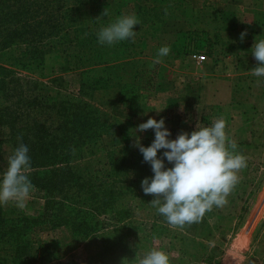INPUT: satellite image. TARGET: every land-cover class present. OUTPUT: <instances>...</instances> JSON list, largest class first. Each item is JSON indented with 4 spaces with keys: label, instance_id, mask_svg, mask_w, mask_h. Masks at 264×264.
Returning <instances> with one entry per match:
<instances>
[{
    "label": "trees",
    "instance_id": "obj_1",
    "mask_svg": "<svg viewBox=\"0 0 264 264\" xmlns=\"http://www.w3.org/2000/svg\"><path fill=\"white\" fill-rule=\"evenodd\" d=\"M134 1L136 0H114L119 4L115 12L114 8L109 9L108 7L110 16L101 14L98 18L112 23L116 20L113 17L120 13L119 9ZM101 2L103 3L97 11L102 13L104 12L103 0H0V124L6 125L9 130L8 137L0 139V159L5 160L2 157L5 154L4 143L10 146L11 154L21 142L28 146V155L31 159L28 176L34 188L44 192V209L49 213L47 220L52 228L59 225L66 226L73 237L83 236L85 238L97 232L100 226L98 215L102 212L107 211L112 214L115 221L129 218L131 215L129 206L116 207L119 199L115 195L114 182L121 172L126 173L129 169H135L139 174L137 178L141 181L145 177L151 178L154 175L151 166L143 161L139 150L135 152L130 150V137L122 126L125 151L119 156V161L109 158L110 170L105 173L106 178L111 179L109 182L106 181L109 188H106L104 194H92L90 188L81 183L82 175L78 173L72 162L74 159H81L86 146L102 138L116 124L104 123L102 120L104 114L99 102L61 99L57 96L52 97L48 93L31 95L32 86L36 87L38 83L28 81V87L32 88H26L16 72L3 64L25 70H40L42 75L46 50L49 47L52 48L47 41L57 33L62 30L65 33L77 31L86 33L83 39L77 41L78 44H85V47L88 40L96 41V32L88 27L87 21L79 13V8L81 5H88L94 10ZM144 10L146 9L142 10V5H140L138 16ZM133 44L129 40L121 49L115 44V50L108 51V54L118 52L123 59L131 60L127 63L131 72L126 79L123 77L124 73L122 74V64L99 61L90 56L91 54L82 52L81 45L78 46L80 50L70 56L74 67L86 63L93 66L105 64L104 68L109 73L112 71L110 75L112 84L109 86L117 90L116 102L129 109L138 108L144 93L153 90L158 84L156 83L155 86L154 82L155 64L148 68L142 66L146 64L145 61H141L142 58H131L133 55L129 49ZM16 46H23L20 54L6 57L5 51ZM93 50L94 45L90 51L93 52ZM97 54H100L98 50H96L95 57ZM58 79L63 80L62 77ZM81 85L85 86V83ZM18 136H22V141L17 140ZM148 139L143 146H148ZM235 143L236 151L247 158V167L239 172L240 180H252L256 182L258 188L264 177V164L258 161L256 166L251 168L255 164L253 159L247 156V151L243 152L240 142ZM171 166L165 160V167ZM261 168H263L262 172H260ZM102 176H104L103 173L100 177ZM255 191L257 189L252 192L251 198ZM129 196L136 198L137 195L131 193ZM12 215L14 219L9 228H6L7 219H10ZM240 217L243 218V215ZM40 218L39 215L30 216L23 213L17 206L8 209H2L0 206V242L4 239L8 240V237L10 242H14L12 263L19 264L18 258L21 259L30 253L31 247L28 242ZM241 222L242 219L238 224ZM212 233L211 229L208 235L210 238ZM71 245H73L72 240L64 243L56 239L46 243L42 250L44 262L53 261L51 258L54 254L60 256L70 251ZM217 253L218 250L212 247V252L205 257V264L217 262L216 259L213 260ZM101 254V251L96 252L89 264H101ZM30 256L32 255H29L24 264H31Z\"/></svg>",
    "mask_w": 264,
    "mask_h": 264
},
{
    "label": "rangeland",
    "instance_id": "obj_2",
    "mask_svg": "<svg viewBox=\"0 0 264 264\" xmlns=\"http://www.w3.org/2000/svg\"><path fill=\"white\" fill-rule=\"evenodd\" d=\"M103 1V11L105 8V11L108 10L109 7V9L114 8L115 12V8H118L119 4L118 2H114V0ZM102 3L103 2L94 10L88 5H81L79 8V13L83 15L84 20L88 23V27L96 32V35L102 27L111 24L108 20L106 21L98 18V15L103 14V12L100 13L97 11ZM137 6L138 2L136 3L134 1L133 4L126 7V11L124 7L120 8V13L117 16L123 13L135 15ZM106 12L107 16H110L109 10ZM117 16L113 18L116 19ZM85 34L86 33H79L78 31L65 33V31L62 30L60 33H57L56 36L48 39L47 43L51 44L52 48H46L42 75L40 74V70L32 71L10 67L7 64L3 65L16 72V75L22 79L23 86L26 88L33 87L31 95L48 93L52 97L57 96L61 99L75 101L81 99L86 101L93 100L101 103L100 108L104 114L102 116L104 123L116 125L104 134L102 138L87 145L81 159H74L72 162L78 173L82 175L81 183L87 185L90 191H92V194L98 193L101 195L105 193L106 188H109L107 182L111 180L105 176V173H108L110 170L108 164L109 158L119 161V156L125 151L123 148L124 137L122 135V126L130 137V150L134 152L138 151L139 149L133 146L138 138L135 136V129L140 125L145 110L148 109L150 105L153 104L157 109H161L164 106V101L157 95L152 97L153 100H149L152 94L150 91H146L142 100H140V106L136 109H129L116 102L117 90L111 87V85L109 86V84H112V77L110 76L112 71L109 73V71L104 68L106 66L105 64L93 66L92 64L86 63L79 67L72 66L73 62L70 56L79 51L80 49L78 46L81 45V47H83L82 52L85 51V53L91 54L90 56L99 61L122 64V74L124 73L123 77L125 79L128 78L131 72L130 66L127 65L131 60L123 59L118 52L108 54V51L115 50V44L111 46L100 45L97 40H93L92 42L88 40L86 47L85 44H78L77 41L83 39ZM128 42L129 40H125L116 43V45L121 49ZM92 45H94L93 52L90 51ZM22 48L23 46L9 48L5 51V56H17L20 54ZM96 50L100 53L97 54V57H95ZM141 61L143 62L145 59ZM115 73H117V71H115ZM153 73L155 86L156 83H158L153 89L155 90L160 85L161 79L168 76V72L163 70V68L159 70L155 68ZM61 77L63 80L58 79ZM28 81H35L38 85L36 87H28ZM82 83H85V86H82ZM102 84L105 85L102 86ZM98 85L101 87H97ZM254 88L263 101L262 105H264V85H255ZM179 91H183V89L181 90L180 87ZM197 91L198 89L196 92ZM180 93H177V99H183L182 97L184 95L182 96ZM8 133L9 130L7 126L0 124V139L7 138ZM261 139L262 143L257 144L255 148L247 152V156L249 155L253 159V163H255L251 168H254L258 161L264 164V132L262 133ZM153 140L154 137H149L147 145L149 146ZM3 149L5 150V154L2 157L5 158V160L0 159V174L6 170L8 158L11 155V148L7 143L3 144ZM163 151V149L158 151V158H162ZM108 155L110 157H108ZM262 170L263 168L260 169V172H262ZM102 173L104 176L100 177ZM138 175L135 169H129L126 173L121 172L120 175H118V179L114 182L115 195L119 199V201L116 202V207L129 206L131 213L130 217L124 218L121 221H115V219L112 218V214L107 213V211L102 212L98 215V221L100 222V226L98 227L99 230L85 238L83 236L73 237L64 225L52 228L50 222L47 220L49 218V213L44 209V192L33 188L29 198L25 202V206L23 208H18L27 215H39L41 218L39 224L33 229L30 241L28 242V245L31 247L30 253L21 259L18 258L19 264H24L29 255H32L30 256V259H32L31 264H89L91 258L98 251L102 252L101 264H138V260L153 249L164 251L169 256L170 264H205L206 255L212 252V248L207 240V236L211 231V224L205 222L202 218L198 223L185 225L182 229L171 228L165 218L159 215L156 209L151 206L150 202L153 196L144 194L141 188V180L137 178ZM96 176H98V178H95ZM130 192L137 195L136 198L130 197ZM140 204L143 206L140 207ZM252 204L254 210L251 208V211L253 210V213L255 212V217L253 216L254 219L251 221L250 232L246 242H244L241 247H238L235 244V239H232L220 264H264V234L261 236L260 242L252 244V239L254 237L252 233L257 231V229L264 224V180L258 192L255 193ZM0 206L2 209L15 207L12 203ZM12 219H14V215H12L10 219H7L6 228H9ZM247 222L248 220H245L240 224L236 234L237 238L241 235L244 225H248ZM56 239L64 243L72 240L73 245H71V250L60 256L54 254L51 258L54 263H52L53 261L44 262L42 258L44 255L42 251L44 245ZM13 244L14 242H10L9 237L8 240L4 239L0 242V264H14L12 263ZM247 252L251 254L250 258L245 257ZM5 259H7V261H5Z\"/></svg>",
    "mask_w": 264,
    "mask_h": 264
},
{
    "label": "crops",
    "instance_id": "obj_3",
    "mask_svg": "<svg viewBox=\"0 0 264 264\" xmlns=\"http://www.w3.org/2000/svg\"><path fill=\"white\" fill-rule=\"evenodd\" d=\"M135 2H138L135 16L139 25L134 26L136 36L129 49L133 55L131 58L140 57L146 62L142 66L149 68L155 64L156 69L163 68L168 72L158 88L150 91L152 95L149 98L161 97L164 106L157 109L150 105L141 123L149 117L163 118L171 133L168 138L175 139L182 131L191 133L197 123L210 126L214 120L223 118L228 139L240 142L244 153L262 143L264 105L254 87L264 85V77L252 74L257 61L251 54V47L255 40L264 39V0ZM133 3L125 4L124 10ZM140 5L142 10H146L138 16ZM123 15L127 14L120 16ZM241 33H245L243 40ZM163 46L170 47L169 54L161 57L160 63H154L158 49ZM194 52L203 53L204 61L195 63L190 57ZM180 87L183 91H179ZM177 93L184 95L181 96L183 99H177ZM135 136L143 145L146 138L154 137V132L151 129L135 131ZM262 181L257 188L252 180H240L227 197L228 203L224 207H214L203 216L213 230L211 238L207 236L210 247L218 250L213 258L217 262L212 264H220L232 239L238 247L246 242L255 217L252 202ZM240 219L241 223L248 220V225H244L237 238ZM263 234L264 224L252 233V244L260 242ZM245 257L250 258L251 254L247 252Z\"/></svg>",
    "mask_w": 264,
    "mask_h": 264
},
{
    "label": "clouds",
    "instance_id": "obj_4",
    "mask_svg": "<svg viewBox=\"0 0 264 264\" xmlns=\"http://www.w3.org/2000/svg\"><path fill=\"white\" fill-rule=\"evenodd\" d=\"M103 14L107 15L105 9ZM136 25L139 20L135 15L117 17L99 30L97 41L109 46L125 40L135 42ZM244 35L241 33V40ZM251 49L257 61L252 74L264 77V39L255 40ZM169 52V46L158 49L154 63H160V58ZM225 128L226 121L218 118L210 126L197 123L191 133L182 131L175 139H169L171 133L165 127L164 119L149 117L135 129L136 132L149 129L154 132L150 146H143L139 138L133 146L139 149L143 161L150 164L154 174L141 181V188L145 195L153 196L151 206L171 228L182 229L185 225L198 223L214 207H224L228 203L227 197L239 183V172L247 167V158L236 151L237 145L228 139ZM17 140L22 141V136ZM161 149L164 150L162 158H158ZM28 153V146L21 142L9 156L8 166L0 174V205L25 206L34 188L28 176L31 168ZM165 160L172 166L166 168ZM138 264H170V260L164 251L153 249L140 258Z\"/></svg>",
    "mask_w": 264,
    "mask_h": 264
},
{
    "label": "built area",
    "instance_id": "obj_5",
    "mask_svg": "<svg viewBox=\"0 0 264 264\" xmlns=\"http://www.w3.org/2000/svg\"><path fill=\"white\" fill-rule=\"evenodd\" d=\"M190 57L195 63H201L205 59V55L199 52L191 53Z\"/></svg>",
    "mask_w": 264,
    "mask_h": 264
}]
</instances>
